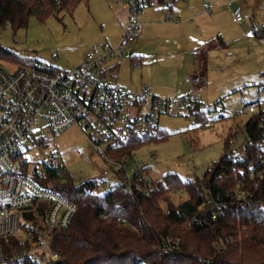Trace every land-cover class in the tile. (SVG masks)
Instances as JSON below:
<instances>
[{
	"label": "rangeland",
	"instance_id": "rangeland-1",
	"mask_svg": "<svg viewBox=\"0 0 264 264\" xmlns=\"http://www.w3.org/2000/svg\"><path fill=\"white\" fill-rule=\"evenodd\" d=\"M185 4L193 6L194 11L184 9L177 17L173 11ZM111 7L105 0H82L73 12L62 10L45 18L32 16L25 27L1 28L0 46L10 51L12 57L0 56V66L13 71L26 61L40 60L58 69L70 70L83 62L88 51L102 49L105 44L116 47L123 32L118 18H122L124 12ZM236 7L242 10L241 22L233 21L232 11ZM171 8L172 11L163 5L143 10L148 13L146 19L165 21L169 13L179 22L166 21L179 25L147 28L142 12L139 21L143 35L138 43L128 46L131 54L142 55V59L138 62L117 55L109 58L103 65L102 81L118 83L131 90L150 87L153 93L168 98L195 93L198 89H194L189 77V73L197 69L191 40L197 45L207 40L212 48L208 51V79L200 100L214 106L224 118L205 127L188 117L162 115L159 127L171 136L166 141L143 146L129 161L130 166L134 160L141 161L154 180H162L168 173H176L184 180L202 178L225 154L231 133L238 126L244 127L252 116L241 111L257 101L258 86L264 83V41L253 31L254 25L264 26V0H179ZM155 34L164 36V40L153 44ZM159 88L167 92L175 88L177 92L162 93ZM183 89L187 93L178 94ZM256 107L258 111L264 109V106ZM46 134L47 145L33 147L28 153L31 171L35 167L41 170L44 160L56 151L60 157L55 164H62L74 183L104 181L100 194L118 183L113 175L102 174L106 163L91 147L79 125L68 126L58 137L50 132ZM245 136V132L240 135L232 148L240 149ZM171 197L178 205L190 196L186 190H181Z\"/></svg>",
	"mask_w": 264,
	"mask_h": 264
},
{
	"label": "built area",
	"instance_id": "built-area-1",
	"mask_svg": "<svg viewBox=\"0 0 264 264\" xmlns=\"http://www.w3.org/2000/svg\"><path fill=\"white\" fill-rule=\"evenodd\" d=\"M105 1L127 14L116 47L105 44L102 49L88 51L83 62L70 70H61L40 60H32L13 71L0 66V264H57L60 255L53 248V232L66 229L78 210L76 204L52 188L49 176L53 172L63 179L69 177L62 164H55L60 157L58 152L50 153L41 170L37 167L30 170L28 153L33 147L47 145L46 132L58 137L68 126L79 125L91 147L106 163L102 174L121 179L136 196L149 194L156 180L141 161L134 160L129 165L136 152L128 156L131 143L153 135L162 115L188 117L211 127L222 114L200 100L202 88L168 98L153 93L150 87L131 90L118 83L103 82V65L109 58L133 57L128 46L137 42L143 33L139 21L143 10L163 5L171 10L174 0ZM232 18L235 22L243 20L240 7L233 9ZM166 20L178 22L169 13ZM256 105L263 108L264 91L241 114L258 113ZM239 138L240 134L232 133L227 139L228 145L234 147ZM258 158L263 164L250 168L249 178L264 177V151ZM253 187L260 188L259 179ZM236 192V199H245L243 204L247 203L246 197L254 195L251 189L242 195L240 190ZM209 200L218 207L212 218L225 213L223 205L227 200ZM205 207V203L200 204L198 211L203 212ZM120 224L132 227L124 219H120ZM162 245L174 255L180 239L166 235L162 237Z\"/></svg>",
	"mask_w": 264,
	"mask_h": 264
},
{
	"label": "trees",
	"instance_id": "trees-1",
	"mask_svg": "<svg viewBox=\"0 0 264 264\" xmlns=\"http://www.w3.org/2000/svg\"><path fill=\"white\" fill-rule=\"evenodd\" d=\"M81 1L0 0V29L25 27L32 16L45 18L62 10L73 12ZM253 31L264 41V26L254 25ZM211 45L207 42L194 52L199 65L198 71L191 75L194 89L207 84ZM0 56L12 54L0 46ZM29 63L26 61L24 65ZM258 87V93L264 91V83ZM222 118L223 114L218 119ZM244 132V145L235 150L226 141L225 154L202 178L184 180L176 173H168L154 182L149 194L132 195L121 179L100 194L104 181L76 184L71 178H60L53 172L49 176L53 190L78 207L70 225L53 232V248L60 255L57 264H264V177L247 175L250 168L263 164L258 157L264 151V109L252 114L245 126H238L235 131L240 135ZM170 136L159 127L153 135L131 143L128 156ZM257 179L260 188L254 189ZM236 189L241 195L251 189L254 195L246 197L247 203L243 204L245 199H236ZM181 190H186L190 197L175 205L171 194ZM210 198L217 202L227 200L223 215L212 218L218 207ZM202 203L206 207L200 212L198 206ZM170 214L174 217L170 218ZM120 219L132 227L121 226ZM166 235L180 239L174 255L163 249L162 237Z\"/></svg>",
	"mask_w": 264,
	"mask_h": 264
},
{
	"label": "crops",
	"instance_id": "crops-1",
	"mask_svg": "<svg viewBox=\"0 0 264 264\" xmlns=\"http://www.w3.org/2000/svg\"><path fill=\"white\" fill-rule=\"evenodd\" d=\"M109 5V4H108ZM109 7H111L110 5H109ZM117 7V6H116ZM112 8V7H111ZM122 12H124V16L122 17V18H118V23H119V25L122 27V31H123V26H124V23H125V21H126V18H127V14H126V12L122 9V8H120V7H118ZM190 10L191 12L192 11H194V7L193 6H191L190 4H185L183 7H178V9H176V10H174L173 12L175 13V15L177 16V17H180L182 14V10ZM173 10V8H171V11ZM212 10V9H211ZM210 10V11H211ZM212 12V11H211ZM148 15V13L147 12H143V17L145 18V22H146V26H147V28L148 27H150V28H152V27H157V26H164V25H179V24H175V23H170V22H168V21H164L163 19H161V18H158V19H146V16ZM254 15V14H253ZM179 22V21H178ZM143 35V34H142ZM142 35L140 36V37H142ZM139 37V38H140ZM161 40H164V36H162V35H160V34H155L154 35V37H153V40H152V43L154 44V43H156V41L157 42H160ZM192 41V43H193V50H192V55H193V60H194V63L197 65V69H195V72L196 71H198V69H199V65H198V63H197V61L195 60V56H194V52H195V50L197 49V48H199L200 46H202V45H204V44H206L208 41L207 40H205V41H203L201 44H198L197 45V42H194V40H191ZM139 41H137V43H138ZM204 42H206V43H204ZM204 43V44H203ZM133 55V58H131V59H136L138 62H140V60L142 59V55H134V54H132ZM103 71H104V69H103ZM193 71V70H192ZM195 72H190L189 73V77H190V79H191V75L193 74V73H195ZM104 73H105V71L103 72V75H104ZM192 86H193V84H192ZM168 90H170V91H168L167 92V90H165L164 88H159V92H162V93H164V92H166V93H169V92H171V90L173 91V92H177V89H175V88H169ZM157 91H158V89H157ZM183 93H187V91L185 90V89H183V90H181L180 92L178 91V94H183Z\"/></svg>",
	"mask_w": 264,
	"mask_h": 264
}]
</instances>
